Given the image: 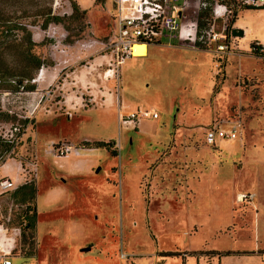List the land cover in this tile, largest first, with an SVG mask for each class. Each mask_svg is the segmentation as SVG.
<instances>
[{"label": "rangeland", "instance_id": "rangeland-1", "mask_svg": "<svg viewBox=\"0 0 264 264\" xmlns=\"http://www.w3.org/2000/svg\"><path fill=\"white\" fill-rule=\"evenodd\" d=\"M0 9L20 15L43 58L33 90L0 88V139L13 144L6 152L0 147V166L18 161L22 181L38 189L37 232L27 229L26 236L25 206L13 190L0 195V224L19 232L13 254L24 257L33 237L39 242L42 263L11 256L14 264H148L157 255L208 262L216 253L240 255L223 264H264V56L251 46L264 52V10L237 13L233 26L243 35L232 36L235 50L224 59L163 39L148 49L137 44L120 62L106 48L116 28L111 0H0ZM47 9L61 22L44 27L37 13ZM128 111L140 116L138 128L122 122ZM234 123L240 136L207 143V128ZM84 137L115 140L117 155L104 147L79 157L47 151L52 141ZM83 157L95 162L92 169L73 170L72 160ZM156 175L167 188L175 183L159 187ZM252 189L259 199L236 201L238 193L256 195ZM168 191L171 215L188 221H167L164 230L158 220L171 204Z\"/></svg>", "mask_w": 264, "mask_h": 264}, {"label": "built area", "instance_id": "built-area-1", "mask_svg": "<svg viewBox=\"0 0 264 264\" xmlns=\"http://www.w3.org/2000/svg\"><path fill=\"white\" fill-rule=\"evenodd\" d=\"M111 3L116 10L112 11L116 28L106 48L120 62L132 56L135 44L148 47L162 44L163 39L176 41L177 44L170 46L210 50L218 59H224L234 51L231 42L236 28L234 23L230 24L231 20L241 9H264V0H111ZM157 116L155 112L153 117ZM121 120L135 125L140 116L130 111ZM240 126L234 123L229 128L209 127L206 141L215 144L220 138L234 139L240 133ZM89 149L80 143L58 140L52 141L47 151L57 157H79ZM16 188L11 178L0 176V195ZM255 196L238 193L237 199L243 201ZM0 259L2 264H12L10 253H3Z\"/></svg>", "mask_w": 264, "mask_h": 264}, {"label": "trees", "instance_id": "trees-1", "mask_svg": "<svg viewBox=\"0 0 264 264\" xmlns=\"http://www.w3.org/2000/svg\"><path fill=\"white\" fill-rule=\"evenodd\" d=\"M73 8L78 11L74 3ZM38 15L45 16L43 26L46 27L51 21L61 22V18L52 15L51 9L41 10ZM20 15L8 13L0 9V88L12 90H33L35 84L31 80L35 77L36 71L43 64V58L33 50L36 46L32 34L24 23L20 21ZM237 19L234 17L230 24L232 25ZM19 31H25L26 36H20ZM253 52L257 56H264L261 46L252 43ZM10 54V55H7ZM0 147L3 151H9L13 144L6 140L0 139ZM115 140H83L80 144L87 148L108 149L112 154L117 155L115 150ZM37 185L34 181H26L12 191L14 201L24 205L22 235L26 236L27 229H35L37 223ZM34 241L36 237H33ZM33 240V239H32ZM32 243V241H31ZM35 243V242H34Z\"/></svg>", "mask_w": 264, "mask_h": 264}, {"label": "crops", "instance_id": "crops-1", "mask_svg": "<svg viewBox=\"0 0 264 264\" xmlns=\"http://www.w3.org/2000/svg\"><path fill=\"white\" fill-rule=\"evenodd\" d=\"M260 10H264V9H260ZM261 44H263V46H264V43H261ZM153 45H155V44H153ZM156 45H160V44H156ZM168 46H170V45H168ZM174 46L177 47V45H174ZM174 46H172V47H174ZM180 47L185 48L183 46H180ZM148 48H149V46H148ZM234 50H235V47H234ZM133 55H134V53H133ZM255 56L256 57H262V56H257L256 54H255ZM139 57H143V56H139ZM105 101L108 104H113L114 103L113 95L107 94V97H106V100ZM128 112H130V111H128ZM139 122L140 121H138L137 124H135V125L134 124H129V125H132L133 127L136 126V128H138L139 127ZM238 136H240V133L238 134ZM83 139L84 140H87L88 138H85V137L84 138H80V140H83ZM94 140H103V139H94ZM110 140H113V139H110ZM219 144H220V142H218V145ZM90 150H91V148H90ZM89 163H91L90 159H87L86 157H83V158H80V159L72 160L70 166L74 170L75 168H80V167H82V166H84L86 164H89ZM94 163L93 164H89V168L90 169H92V167L94 166ZM20 169H21V163H19L18 161H15V162H6L3 166H0V176H6V177H9L11 179H14L18 184L21 185V184L24 183V181H22V180H24V178H23V175H22ZM159 178H160V176L157 177V175H156V182L158 183L157 185L159 187L160 186H165L166 187V185L164 183L165 179L162 182V181L159 180ZM174 183H175V181L172 184L168 185V188L167 187L166 188L170 190V187L172 185H174ZM240 186L241 185L236 186L235 189H238ZM243 186H245V185H243ZM256 186L257 185L253 186L254 189H255ZM58 189H60V188L57 187V188L53 189V191L50 192V193L48 192L49 194L47 193V195L53 194L54 191L56 192V191H58ZM252 191H255L257 193L256 194L257 195L256 198H254V199L249 198V199H245V200L239 201V202H249V203H253V201L255 199L256 200L259 199V193H258V191L257 190H253V189H252ZM242 193H251V192H248L247 191V192H242ZM37 195H38V193H37ZM173 195H174V192H169V191L165 195V196H167L166 197V202H171V204H169L168 208L167 207L164 208V212H165L164 213V216H162L158 220L159 223H162L163 224L162 225V228L163 229H164V223H166L167 221H168V223H170L172 220L173 221H182L184 224H185L186 221H188L185 215H183V217L180 218V219H178L176 217V215L175 216H172L171 215V213H170V206L172 204L175 205L174 204L175 202L173 201V199H174L173 198ZM196 196H197V194H196ZM49 201L51 203H54V202H56V199L53 198L52 200L50 199ZM236 201L238 202L237 197H236ZM36 206H37V198H36ZM165 206H167V205H165ZM185 207H189V206L188 205H185ZM37 212H38V210H37ZM177 214L180 215L179 213H177ZM163 220H165V221H163ZM154 222H155V228H156V218L154 219ZM173 223L175 224V222H173ZM159 227H161V226H159ZM37 228H38V219H37V223H36V232H37ZM168 230L169 231H172V233H174V235H176V233H175L176 230H174L173 227L171 229L168 228ZM196 232H198V231H196ZM189 233L191 234V233H194V232L189 231ZM18 235H19V232L17 230H16V232H12L8 228H5L2 224H0V255H2L3 253H10V259L12 261V264H14V262H13L11 256H16V257H20V258H24V257H28V256H30V257L36 256V258L41 262V258H40L41 252H40L39 242H38L37 236H36L35 246H34L33 251H30V253H27L24 257L21 254H19L18 252H16L15 254H13V252L18 247V245H17L18 244V240H19ZM111 237L113 238V241L115 240L114 242L117 243L116 239H114V236L112 235ZM168 245H169V247H176L177 245L179 247H182V245L179 242H171ZM92 246H93V244H90L88 247H86V250H84L83 248H81V251H89V250H92ZM186 247H188V246H186ZM117 248H118V244H117ZM190 249L196 250V249H202V248H197V247H193L192 248L191 247ZM210 249H212V251H210V252H218L217 250H221V249H215V248H210ZM114 252L116 254L117 249ZM216 254L217 255H213L211 258H209L210 261H208V262H206V260L203 257H196L195 255H189V256H187V258H184V259L181 258V257H168V256H165V255H157V256L150 257L149 260L148 259L147 260L149 261L148 264H210L211 261H214V263L215 262H218L219 264H223L222 263V259L223 258H226V257L231 258V257H234V256H240V255H227V254L226 255H221L219 253H216ZM87 257H91V256H82V255H79V258H87ZM43 262H44V264H47L46 258H43ZM0 264H2L1 259H0ZM120 264H123L122 263V259H121Z\"/></svg>", "mask_w": 264, "mask_h": 264}, {"label": "water", "instance_id": "water-1", "mask_svg": "<svg viewBox=\"0 0 264 264\" xmlns=\"http://www.w3.org/2000/svg\"><path fill=\"white\" fill-rule=\"evenodd\" d=\"M234 33H235L236 35H240V34L243 33V31H242V30H239V33H237V29H235V30H234Z\"/></svg>", "mask_w": 264, "mask_h": 264}, {"label": "bare ground", "instance_id": "bare-ground-1", "mask_svg": "<svg viewBox=\"0 0 264 264\" xmlns=\"http://www.w3.org/2000/svg\"><path fill=\"white\" fill-rule=\"evenodd\" d=\"M137 44H135L134 46H133V53H134V47L136 46ZM147 49H148V47H147ZM133 55V54H132Z\"/></svg>", "mask_w": 264, "mask_h": 264}]
</instances>
